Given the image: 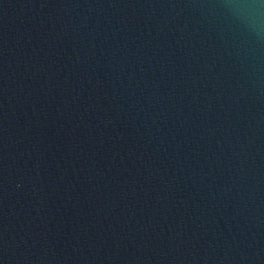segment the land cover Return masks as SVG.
Wrapping results in <instances>:
<instances>
[{
    "label": "water",
    "instance_id": "95a60500",
    "mask_svg": "<svg viewBox=\"0 0 264 264\" xmlns=\"http://www.w3.org/2000/svg\"><path fill=\"white\" fill-rule=\"evenodd\" d=\"M0 264H264V35L230 0H0Z\"/></svg>",
    "mask_w": 264,
    "mask_h": 264
},
{
    "label": "clouds",
    "instance_id": "9594fccd",
    "mask_svg": "<svg viewBox=\"0 0 264 264\" xmlns=\"http://www.w3.org/2000/svg\"><path fill=\"white\" fill-rule=\"evenodd\" d=\"M232 7L247 18L256 36L264 35V0H230Z\"/></svg>",
    "mask_w": 264,
    "mask_h": 264
}]
</instances>
